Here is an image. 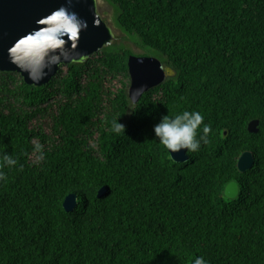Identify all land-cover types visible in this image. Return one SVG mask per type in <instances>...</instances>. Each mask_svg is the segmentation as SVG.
<instances>
[{"label":"trees","instance_id":"1","mask_svg":"<svg viewBox=\"0 0 264 264\" xmlns=\"http://www.w3.org/2000/svg\"><path fill=\"white\" fill-rule=\"evenodd\" d=\"M107 1L138 56L175 74L133 103L127 47L42 86L0 71V157L17 160L0 182V264H264V0ZM185 110L212 132L176 162L153 129Z\"/></svg>","mask_w":264,"mask_h":264},{"label":"water","instance_id":"2","mask_svg":"<svg viewBox=\"0 0 264 264\" xmlns=\"http://www.w3.org/2000/svg\"><path fill=\"white\" fill-rule=\"evenodd\" d=\"M61 5H67V0H0V71L19 73L28 84L42 86L47 84L61 67L70 64H84L94 54L113 44L116 37L114 29L100 14L98 0H72L69 10L75 11L83 20L87 21V29L81 32L76 49L69 51L68 58L63 63L53 67L38 82L32 80L28 72L10 60L9 49L22 36L37 27L35 24L37 19ZM21 62L25 63V61ZM128 64L131 75L129 97L133 103H137L145 92L172 76V69L165 67L162 61L155 56L132 54ZM136 89H143L142 94L136 95ZM258 125L259 120L251 121L249 124L250 132H258ZM171 157L176 162L188 160L187 151L183 149L171 153ZM254 163L253 154L246 151L239 158L238 168L241 172H245L252 168ZM239 193V185L236 181L229 182L224 190L225 196L230 199H235ZM76 205L77 195L70 194L67 196L64 202L66 210L71 211Z\"/></svg>","mask_w":264,"mask_h":264},{"label":"clouds","instance_id":"3","mask_svg":"<svg viewBox=\"0 0 264 264\" xmlns=\"http://www.w3.org/2000/svg\"><path fill=\"white\" fill-rule=\"evenodd\" d=\"M71 3L72 0H67V5H61L41 16L35 21L37 27L22 36L9 49L10 60L28 72L29 77L36 82L68 58L69 51L76 49L81 32L88 27L87 21L75 11L69 10ZM142 92L143 89H136L135 94L140 95ZM204 120L201 112L185 110L172 117L164 115L153 130L159 142L171 153L182 149L195 153L200 150L202 142H209L208 137L212 132L211 125L205 124ZM112 130L122 134L125 133V126L114 122ZM35 147L37 151H41L40 145ZM16 164L17 160L8 154L0 157V182H7V174L3 169ZM192 264H209V261L201 255L194 257Z\"/></svg>","mask_w":264,"mask_h":264},{"label":"rangeland","instance_id":"4","mask_svg":"<svg viewBox=\"0 0 264 264\" xmlns=\"http://www.w3.org/2000/svg\"><path fill=\"white\" fill-rule=\"evenodd\" d=\"M98 7L99 12L104 18V20L114 29L116 37L112 45L115 47H127L130 48L137 55H144L146 53V50L140 45L138 39L124 32L117 25L118 9L107 0H98ZM147 53L150 56L156 55V53L152 50H147ZM174 74L175 71L172 69V75Z\"/></svg>","mask_w":264,"mask_h":264}]
</instances>
